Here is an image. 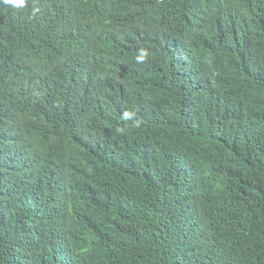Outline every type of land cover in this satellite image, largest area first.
I'll return each mask as SVG.
<instances>
[{
    "label": "trees",
    "instance_id": "obj_1",
    "mask_svg": "<svg viewBox=\"0 0 264 264\" xmlns=\"http://www.w3.org/2000/svg\"><path fill=\"white\" fill-rule=\"evenodd\" d=\"M222 33L264 51V0H0V264H264V53Z\"/></svg>",
    "mask_w": 264,
    "mask_h": 264
},
{
    "label": "clouds",
    "instance_id": "obj_2",
    "mask_svg": "<svg viewBox=\"0 0 264 264\" xmlns=\"http://www.w3.org/2000/svg\"><path fill=\"white\" fill-rule=\"evenodd\" d=\"M3 3L9 4L15 8H23L26 0H2ZM261 41H239L238 38H229L227 35L222 33L220 39L216 41V52L219 57V61L223 64H227L229 54L234 57L241 56L244 63L249 64L252 58L256 62L263 55L264 51L261 49ZM146 53L141 52L139 59H143ZM215 61L213 56L206 52H199L193 55V60L188 59L184 63L177 67L176 77L172 78L173 92L176 94L180 104L186 110H194L195 103L203 101L204 99V88L209 85L210 73H213V66ZM56 93L54 90L42 97V103L49 107ZM49 102L51 104L48 106ZM125 117L128 113H124ZM60 137H56L55 140L50 142V145L55 150L61 149L60 146L64 142L69 144H76L81 140L76 139L77 136L71 132L58 133ZM83 142V141H81ZM173 179V177H172Z\"/></svg>",
    "mask_w": 264,
    "mask_h": 264
}]
</instances>
